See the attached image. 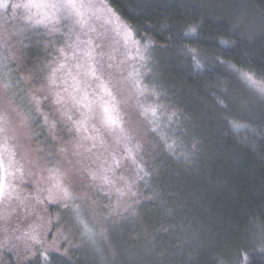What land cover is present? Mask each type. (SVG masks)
Segmentation results:
<instances>
[{"label": "trees", "instance_id": "trees-1", "mask_svg": "<svg viewBox=\"0 0 264 264\" xmlns=\"http://www.w3.org/2000/svg\"><path fill=\"white\" fill-rule=\"evenodd\" d=\"M23 2L11 0L10 3ZM99 2L114 9L120 22L107 10L100 16ZM93 3L97 5V15L83 28L68 21L56 26L59 31L49 32L42 26L26 30L24 9L16 10L15 15L11 9L0 10V20L21 27L19 30L28 48L25 64L29 71L35 72L31 67L38 68L37 60L47 54L41 39L57 37L56 59L50 63L51 69L43 74L36 71L45 80L64 61L61 48L70 55L69 46L77 37L82 42L91 40L102 54L106 72L117 83L120 114L128 123L127 93L135 96V104L144 97L131 81L128 86L123 79L134 66L145 63L134 58L137 47L141 53L145 49L158 52V57L153 59L163 65L154 74L159 72L171 81L181 97L175 104L179 116L173 120L174 130L164 111L156 125L160 128L158 132L146 120L145 131L137 136L141 132L132 122L129 124L134 143L150 146L149 152L157 151L165 156L158 164L165 178L161 182L163 190L153 195L144 188L145 179L138 178V169L130 160L121 159L123 173L108 170L112 164L111 153L121 158L124 145L109 138L105 146L97 139L96 142L85 139L87 131L82 128L77 132L67 119L68 115L81 119L71 102L62 104L59 114L52 117L47 114V122L31 104L35 120L10 140L16 146V158L23 171L22 174L15 172L13 179L20 199L0 204V264H264V104L250 93L236 71L239 66L264 77V30L261 28L264 0H216L218 7L214 10L205 7L207 0H93ZM237 13L249 22L251 30H233ZM125 25L131 28L130 34L122 31ZM81 47L87 45L82 43ZM189 47L203 52L199 56L201 67L191 58ZM3 56L0 52V70L4 69V78L10 76L16 85L20 79L15 70L17 63L5 67ZM206 60L216 64L203 69ZM108 64L112 67L108 68ZM62 78L63 74L57 73L60 87H63ZM221 87L223 104L220 103ZM19 88L26 95V86H16V92ZM56 91L59 88L52 89L53 94ZM233 118H238L244 126L233 127ZM90 121L103 130L100 138L104 141L105 130L99 120ZM63 125L82 142L91 141L92 150L88 151L87 147L82 154V159L88 162L91 158L88 155L93 154L95 167L90 173H96L97 177L106 174L115 191L124 193L120 194L124 204L132 207L131 217L125 221L127 212L119 217L106 214L97 217L98 223L104 224L106 242L102 250L85 234L81 223L86 221L84 215L77 216L70 202L64 206L54 187V178H50L49 170L54 165L64 170L65 155L54 140ZM163 131L173 138L176 135L175 154L166 150L161 139ZM26 137L40 144V155L44 158L40 173H35L28 163V147L22 141ZM97 151L101 158L97 157ZM101 160L105 162L99 166ZM88 178L92 183L89 195L94 202L90 207L95 210L102 205L96 189L97 179L93 181L91 175ZM126 181H131L130 189ZM50 191L51 200L48 199ZM121 217L123 221L119 222ZM33 230L39 234L40 245L24 235L33 234ZM29 247L32 251H28ZM44 251L47 259L40 254Z\"/></svg>", "mask_w": 264, "mask_h": 264}, {"label": "snow or ice", "instance_id": "snow-or-ice-1", "mask_svg": "<svg viewBox=\"0 0 264 264\" xmlns=\"http://www.w3.org/2000/svg\"><path fill=\"white\" fill-rule=\"evenodd\" d=\"M101 7H104L111 13L117 23L120 22L119 16L116 15L114 9L106 4L101 5ZM205 7L214 10L218 5L216 0H207ZM0 8H4L5 10L11 9L13 15H15L16 10L24 9L26 30L37 29L42 26L49 32L59 31L56 26L61 22L66 23L68 21H73L76 25L83 28L88 23V20L97 15V5L93 3V0H25L23 3H10L8 0H0ZM232 26L235 31H241L244 28L251 30L249 22L238 13L234 16ZM261 28L264 30V21L261 22ZM122 31L125 35L132 32L131 28L127 25L123 26ZM15 35L19 36L20 33H15ZM0 39H3L5 44L8 43V38L0 37ZM82 43L86 44L87 47L82 48ZM69 47L71 49L70 55L63 48L59 50L61 56L64 57V61L52 69L51 75L48 77V86L52 89L59 88V91L55 93L54 103L62 105L65 102H71L73 107L80 112L81 119L79 120L72 115L67 116V119L75 126L77 132L82 128L84 131H88V121L98 119L100 126L105 132L114 135L117 144L124 145V154L121 158H118L115 153L112 154V164L108 166V170L119 169L121 159L124 161L130 160L138 169V178L143 180L144 176H147L148 173L144 172V169L140 167L137 161V158L142 153V145L134 143V137L127 128L123 116L120 114L119 102L116 99L117 83H114L110 77V73L106 72L102 54L97 52V48L93 46L91 40L82 42L79 37ZM136 52L137 57L134 58H138L140 61L147 60L146 49L141 53L139 47H137ZM3 59L7 60L8 57L5 56ZM69 61H72V63ZM4 66L7 67L6 64ZM141 66L149 71L151 70L147 63H143ZM107 67L111 68L112 65L108 64ZM57 73L63 74V78L60 80V84L63 87L57 84ZM240 75L248 88L264 104V78L258 79L253 73L242 72ZM127 79L131 80L132 84L138 89V94L141 97L156 96L157 99L159 98L158 90L146 87L143 82V73L136 68H133V71L128 74ZM8 80L9 82L3 84L6 93L20 84V81H17L16 85H13L10 82V76ZM90 89L91 91H89ZM24 91L23 88H19V92L13 91L10 96L5 95L0 98L3 101V104L0 105V204H11L13 199H20L13 186V179H15V172H21L22 174L23 169L18 164L16 146L10 143L12 137L9 136L14 117L17 115L22 116L21 123L28 125L31 121L35 120L33 109L30 105L34 102L36 105L35 111H40V97L33 94L31 98H28L24 95ZM61 93L66 95H61ZM44 98L47 99V97ZM220 103L223 104V101H220ZM25 109L27 110L25 111ZM139 115L154 125L152 129L154 132L160 130L156 125L163 115L162 105L159 103L141 104L139 106ZM175 115V113H172L168 119L171 120ZM44 119L47 122V116ZM231 123L236 128L244 126L239 123L238 118H233ZM52 127H55L54 123ZM92 131H99L95 124H93ZM85 139L94 140V137L88 136ZM161 139L167 151L175 154L176 142L172 141L169 143V137L167 135L161 137ZM101 143H103V138H101ZM92 147H95V143H93ZM91 150V148L88 149V151ZM184 158L188 159L186 155ZM49 171L50 178H55L54 187L57 189V195L64 202V206L67 207V202L76 199L73 195L71 181L66 184L63 179L68 174L61 173L59 168H53ZM140 173H143V175H140ZM90 175L93 181L99 178L105 184L112 183L106 174L97 177V174L93 172ZM126 184L130 189L131 181H126ZM117 191L120 192L119 189ZM120 194L123 195L124 193L121 192ZM132 195L135 196L136 194L132 193ZM48 199H52L51 191ZM125 210L128 211L130 208ZM79 215V209H77V216ZM4 218L7 219V217ZM81 223L84 226L85 234L88 235L90 240H93L96 235L95 230L90 228L86 221L81 220ZM262 231H264V226H262ZM24 235L31 239L35 245L41 244L39 234L35 230H33V234L31 235L27 232ZM28 251H32L31 247L28 248ZM262 251H264V248H262ZM40 254L47 259L48 254L46 251ZM28 258L31 259V256ZM244 259H247L246 253Z\"/></svg>", "mask_w": 264, "mask_h": 264}, {"label": "rangeland", "instance_id": "rangeland-1", "mask_svg": "<svg viewBox=\"0 0 264 264\" xmlns=\"http://www.w3.org/2000/svg\"><path fill=\"white\" fill-rule=\"evenodd\" d=\"M8 2H11V0H8ZM98 5H99L98 9H99L100 16L102 15L104 16L106 9H104V7H101L102 4L100 2L98 3ZM0 10L3 11L5 9L0 8ZM20 28L21 27L19 25L14 26V25L8 24L5 19L0 20V37L8 38L7 44H5L3 39H0V52L4 55L3 57L5 56L8 57L7 60L3 59V61H5V64L8 67H9V63L10 65L17 63L18 69L15 68V70L18 71V76L20 78L19 79L20 84L18 86H21V84H24V87L26 86L27 88L26 89L27 96L25 95L26 97L31 98L33 94L40 97L41 103L39 107H40L41 115H43V118L47 116V114H49L52 117L54 114H59L62 111L60 107L61 105H57L54 103L55 94H53L52 89L48 86V78L45 80L43 77L39 76V74L36 71H40L43 74V73H48L49 70L51 69L50 63L56 59L55 52L57 51V47H58L57 37H53L52 39H48V38L41 39V42L46 45L45 47L44 46L43 47L47 50V54L44 57H42V59L37 60L36 66H38V68L41 67L39 70H37L38 68L34 66L31 67L33 68V70H35V72H33V71H29V67L26 66L25 64V57H26L25 54L27 55L28 48L26 49V46L24 45L26 38L19 30ZM15 33H20V35L16 36ZM32 35L33 34H31V36ZM30 39L32 40V38ZM189 48L191 49V55H192L191 58H193L196 65L201 67L202 60L201 58H199V56L202 57L201 55L203 52L197 48L196 49L193 47H189ZM154 56L157 58L158 52H156L155 50H148L147 52L148 58L145 61V63L148 64L149 68L151 69L150 71L142 67L141 66L142 64H140L139 67L134 66L133 68H136L137 70L143 73V82L145 86H147L149 89L155 88L158 90L159 98L157 99L156 96H145L137 104H135L134 103L135 96H132V94L127 93V98H126L128 102L126 103L128 104L126 108L127 115H129V123L132 122V124L135 125L136 130L141 132V134H137V136H142V132H144L146 129V119H144L143 117L139 115V106L141 104L159 103L160 105H162V111H164L167 117V121L171 124L173 130H174L173 120L179 116V113L175 110V104L179 103L181 97L176 93L171 81H169L166 77H164L159 72L154 74V71L157 70V67H159V65L160 66L163 65V62L161 61L157 62V60H154L153 59ZM57 63L58 62H55L54 64H57ZM214 64H216L215 61L206 60L204 63L203 69L208 68L207 67L208 65L209 67H214ZM236 71L239 74V78L241 79L242 77L240 73L242 72L243 73H253L248 70L247 71L243 70L239 66L237 67ZM5 72L6 71L4 69L0 70V98L4 97L5 95L10 96L13 91H16L15 87H13L7 93L5 92V89L3 88V84L9 82L8 78H4ZM253 74L258 79L264 78V77L257 76L255 73ZM123 80L126 81L128 86H129V83H131L130 82L131 80L127 79V77H125ZM10 82L14 85L12 79ZM220 89L222 93L220 100L223 101L224 90L222 89V87ZM248 90L250 91V93H252L250 89ZM242 91H244V89H242ZM44 97H47V99H45ZM116 99H117V96H116ZM2 104H3V101L0 100V105ZM32 104L33 106H36L34 102ZM26 110L27 109H25V111ZM119 110H121L120 106H119ZM172 113H175L176 115L174 118L169 120L168 117ZM21 120H22V117H20L19 115L14 117L13 123L11 125L12 130L9 132L10 133L9 136H11L12 139L15 136L17 137L18 132H21V133L24 132V129H26V127H28L31 123L30 122L28 125H26L24 123H21ZM125 122H126L127 128L131 132L132 126L127 121ZM150 125L153 126L152 124ZM64 126L65 125H63L62 127L63 129L62 132L59 135H57V138H54L55 145L58 147L60 151L61 149H63L62 152H63V155H65V158L63 160L65 163V165H63L64 170H61L60 167L56 165H54L52 169L59 168L61 173L68 174L67 176L63 177V179L66 184L69 181H71L73 195L76 197V199L69 201V202L71 203L72 208L75 209V212H77V209H79V213L84 215L88 226L95 230L96 235H95V238L93 239V245H96V248L98 250H102L106 242L105 234H103L104 224L98 223L97 217L103 214L110 215L112 217L114 216L119 217L120 214L127 212V216H125L124 218V221H125V219H128L131 217L130 212L132 213L131 211L132 207L129 205L126 206L124 204L125 201L122 199V196L120 195V193H117L115 191L113 184L106 185L102 180L97 178L96 189L100 196L102 205L95 210L91 208L94 202L91 196L89 195L91 193L89 191L92 188V183L88 177L90 176L91 168L95 167V165L92 162L93 160L91 159L93 157V154L90 153L88 155L89 158L91 157L90 159H88L89 162L82 159V154L83 152L87 150V147L90 148L91 141L84 140L82 142L79 136L73 133V131H71L70 128L68 127L64 128ZM92 127H93V123L89 120L87 124V128H88L87 135L94 137V142H96V139L98 142H100L101 141L100 135L101 133H103V130L96 126V128L99 129V131L93 132ZM165 135L169 137V143L177 139L176 135L173 138L163 131L161 136L163 137ZM104 138L105 139L103 143H101V146H105L107 144L108 138L116 143V137L114 135H110L105 132ZM22 141L24 145L26 144L29 149V150L27 149L28 158H29L28 163H30V165L33 167V169L35 170V173L37 172L40 173L42 171L40 165L41 163H44V158L40 155V152H41L40 144L38 143L39 144L38 145L37 141L35 142V140H33L32 137H26L25 139L22 138ZM148 148H150V146L147 147L144 144L142 145V153L137 158V161L140 167L144 169V172L148 173L147 176H144V179H145L144 188L151 191L154 195L157 191L163 190V186L161 182L165 178H164L163 173L160 172V168L158 167V164L162 161V159L165 156L160 155L157 151L149 152ZM102 153L103 155L105 154L104 152ZM112 154L113 153H111L110 155V159H112ZM58 155L61 157L60 154ZM97 157L101 158L99 156L98 151H97ZM104 162L105 161L101 160L99 163V166ZM67 164H69V166H67ZM102 171L107 172L104 169H102ZM116 172L118 174L123 173V169H121V166L119 169H116ZM140 175H143V173H140ZM54 181H55V178H54ZM88 184H91V185H88ZM76 186L80 188V190H82L83 192H80L79 190H77ZM129 208L130 210L128 211L125 210ZM122 221H123V217H121L119 222H122Z\"/></svg>", "mask_w": 264, "mask_h": 264}]
</instances>
